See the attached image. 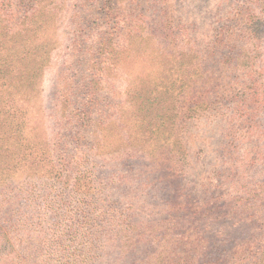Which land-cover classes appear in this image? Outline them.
I'll return each mask as SVG.
<instances>
[{
	"label": "rangeland",
	"instance_id": "1",
	"mask_svg": "<svg viewBox=\"0 0 264 264\" xmlns=\"http://www.w3.org/2000/svg\"><path fill=\"white\" fill-rule=\"evenodd\" d=\"M0 264H264V0H0Z\"/></svg>",
	"mask_w": 264,
	"mask_h": 264
}]
</instances>
